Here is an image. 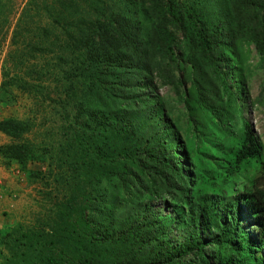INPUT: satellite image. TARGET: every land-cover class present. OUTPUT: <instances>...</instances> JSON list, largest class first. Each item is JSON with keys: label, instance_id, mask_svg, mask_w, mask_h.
Instances as JSON below:
<instances>
[{"label": "trees", "instance_id": "1", "mask_svg": "<svg viewBox=\"0 0 264 264\" xmlns=\"http://www.w3.org/2000/svg\"><path fill=\"white\" fill-rule=\"evenodd\" d=\"M145 1L134 0L130 6L126 19L131 25L119 28L113 24L119 21L114 15L98 18L94 27L86 29L88 22H80L83 29L74 27L75 50L84 45L74 67L79 68L80 83L95 92L93 100L84 101V113L95 114L94 124L69 125L64 151L73 157L68 168L84 167L86 172L90 164L95 174L81 179L77 172L75 186L51 211L50 223L42 220L32 226L19 221L4 236L8 255L2 264H264V155L244 118L240 90L233 89L221 70L222 52L228 51L238 32L263 52L264 0H230L225 6L228 21L235 22L230 29L226 18L210 21L191 6L164 0L170 22L181 25L183 18L191 30L182 29L186 57L205 65L217 81L216 87L195 81L197 100L183 97L191 125L190 132L188 127L182 130L183 138L173 135L178 128L175 121L170 125L159 107L146 104L158 99L154 79L182 96L180 77L167 68L177 59L168 35L140 30L141 21L154 11L147 10ZM21 2L23 6L20 3L16 9L17 0H0V22L8 27L14 22L10 40L16 49L9 54L20 53L14 65L26 84V69L37 68L46 58L41 54L49 22L44 20L57 19L56 26L62 28L60 17L68 0ZM143 7L145 14L139 16ZM106 23L114 25L111 32ZM56 38L62 50L68 47L60 35ZM34 51L41 56L32 64L29 57ZM46 90L50 95L49 87ZM194 105L211 114L210 132L193 114ZM79 128L86 134H78ZM29 129L27 121L0 120V131L12 140L0 147L5 167L22 169L25 162L36 159L35 147L22 140ZM80 157L85 165L77 164ZM104 181L109 199L102 204L87 186ZM152 197L169 199L185 215L188 235L183 241L171 240L174 220L149 205ZM95 204L101 209L96 210ZM127 208L132 214H124Z\"/></svg>", "mask_w": 264, "mask_h": 264}, {"label": "rangeland", "instance_id": "2", "mask_svg": "<svg viewBox=\"0 0 264 264\" xmlns=\"http://www.w3.org/2000/svg\"><path fill=\"white\" fill-rule=\"evenodd\" d=\"M21 1L17 0L14 8H19L20 3L23 6ZM133 2L134 0H74L71 2L68 0L66 11H63L64 16L60 17L62 18L60 23L62 28L56 26L59 22L57 19L50 20L51 23L45 18L44 22H49V30L44 41L45 50L41 55H45L47 60L41 57L37 68L29 70L28 67L26 69L24 76L28 82L26 84L22 83V74H17V67L14 65L17 60H20L18 58L20 53L9 54V51L16 49V45L12 44L10 40L14 22H11L10 27L7 26L8 23L0 22V120L13 118L29 122L30 129L23 135L22 140L33 145L36 152V159L25 162L22 169L15 165L5 167L0 161V176L4 183L6 184V177L4 176L6 174L18 185L17 190H12L16 194L15 200H13L14 207L8 208L10 200L6 198L7 205L3 211L14 210L19 202L18 215L20 223L22 222L23 225L34 226L42 220L50 223L51 211H54V208L69 196V188L75 186L76 179L79 177L77 172H80L81 179H85L89 172L95 174L93 166L90 164L86 165V172L84 167L78 171L68 168V162L72 161L73 157L64 151L67 146L66 137L70 135L69 125L75 121L78 126L94 124L95 114L84 113L86 111L84 101L93 100L92 96L95 92L90 91L89 86L80 83L79 68L74 67V65L78 64L79 53L83 51L84 45L78 44L79 46L75 50V42L71 36L72 33L78 32V29L74 27L85 28L80 22H88L87 29L91 25L94 27L98 18L102 20L114 15H118L119 21L113 24L119 28L131 25V22L126 19V14L129 13L130 6L133 7ZM145 2L148 6L147 10L154 9V11H151L153 15L148 20L145 18L146 20L141 21L140 30L143 32L144 28H147L157 35H168V42L173 46V52L177 59L170 63L167 68L173 71L176 78L180 77V92L178 94L182 96L180 99L170 85H164L160 80L154 79L153 84L156 87L158 99L156 98V103L150 101L146 104L159 107L165 114V118L169 119L170 125L173 126L175 121L178 128L173 135L183 138L182 130L187 127V132L191 130V125L187 124L183 97L190 96L195 101L197 100V90L194 88L195 81L208 87H216L217 81L206 71L205 65L203 66L196 59L187 58L186 51L182 50L184 48L181 42L183 39L182 29L187 33L191 31L187 21L182 18L181 25L170 22L169 16H165L164 0H147ZM176 2L191 6L199 14H202V17L210 21L226 18L225 26L229 25V29L235 27V22H229L226 16L228 11L225 6H228L230 0H176ZM230 10L228 14L231 13ZM142 11L139 10V16H142L146 11L145 7ZM105 26L108 28V32H111L114 25L111 26L110 23H106ZM58 35L68 45L66 49L62 50L59 47L60 40L58 41L56 38ZM234 35L233 40H230V47H227L229 52H222L224 64L221 70L228 74L227 82L233 86V89L240 90L242 97L239 99L244 118L253 128L264 155V49L262 53L259 52L255 45L248 42L242 33L239 35L238 32ZM40 53L38 51L31 53L29 58L32 59L29 60L32 64L41 56ZM42 62L45 66L40 68ZM46 87H49L50 95H47ZM219 88L220 85L216 88L217 99ZM120 99L124 100L125 98L120 96ZM119 106L123 107V105ZM200 108L194 105L193 114L205 127L204 130L210 132L211 114L203 107L200 106ZM67 116L69 117L65 122ZM238 127L237 125L236 128ZM79 132L78 134L84 135L87 131L79 128ZM193 137L195 138V136ZM10 141H12L11 138L0 131V147ZM181 141L183 142V140ZM78 156L79 154L76 155V157ZM81 158L77 164H84ZM185 163L190 166L188 159ZM187 175L191 177L192 173L187 170ZM105 182L97 186H87L89 189L91 187V195L95 197L97 203H108L109 194ZM148 200L153 209L174 220L175 224L170 233L171 240L174 242L183 241L188 235V226L185 215L180 213V208L169 199L162 197H152ZM95 208L96 210L101 209L96 204ZM125 210V215L132 214L131 209ZM138 213L139 209L134 214ZM89 220L93 226H97L95 221Z\"/></svg>", "mask_w": 264, "mask_h": 264}, {"label": "crops", "instance_id": "3", "mask_svg": "<svg viewBox=\"0 0 264 264\" xmlns=\"http://www.w3.org/2000/svg\"><path fill=\"white\" fill-rule=\"evenodd\" d=\"M6 177V190H17L18 185L15 183V180H13L10 176L8 177L6 174H4ZM7 202L6 200H3V202L0 205V263H4L7 258V251L4 248V236L17 225V223L20 221L19 215H18V209L20 207V203H17V207L9 212L3 211V209L6 208ZM17 209V210H16Z\"/></svg>", "mask_w": 264, "mask_h": 264}, {"label": "built area", "instance_id": "4", "mask_svg": "<svg viewBox=\"0 0 264 264\" xmlns=\"http://www.w3.org/2000/svg\"><path fill=\"white\" fill-rule=\"evenodd\" d=\"M15 197H16V194L14 193V191L6 190L5 183L0 176V205L3 202V200H5L6 198H9L10 204L8 203V208H13L14 207L13 200H15Z\"/></svg>", "mask_w": 264, "mask_h": 264}]
</instances>
